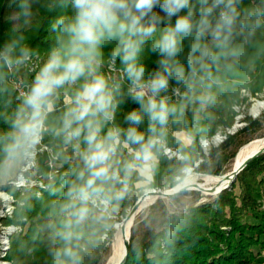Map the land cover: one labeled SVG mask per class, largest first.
I'll use <instances>...</instances> for the list:
<instances>
[{
  "label": "clouds",
  "instance_id": "obj_1",
  "mask_svg": "<svg viewBox=\"0 0 264 264\" xmlns=\"http://www.w3.org/2000/svg\"><path fill=\"white\" fill-rule=\"evenodd\" d=\"M0 9V264H177L221 123L264 126V0Z\"/></svg>",
  "mask_w": 264,
  "mask_h": 264
},
{
  "label": "trees",
  "instance_id": "obj_2",
  "mask_svg": "<svg viewBox=\"0 0 264 264\" xmlns=\"http://www.w3.org/2000/svg\"><path fill=\"white\" fill-rule=\"evenodd\" d=\"M7 11L10 10L0 9V31L7 27L3 22ZM55 15L53 13L46 19L42 14L39 30L33 34L34 46H47L48 23ZM233 123L228 127L221 123L220 127L229 128ZM261 128L259 122L252 121L239 133L229 135L222 145L220 157L212 164L208 174L224 175L238 149L254 140ZM200 206L195 229L201 237L200 243L190 250V254L182 253L177 258V264L258 263L264 252V154L249 163L230 190ZM29 264H42V256L38 254Z\"/></svg>",
  "mask_w": 264,
  "mask_h": 264
},
{
  "label": "rangeland",
  "instance_id": "obj_3",
  "mask_svg": "<svg viewBox=\"0 0 264 264\" xmlns=\"http://www.w3.org/2000/svg\"><path fill=\"white\" fill-rule=\"evenodd\" d=\"M256 102H257V101H255V100L253 101L254 104H255ZM242 119H243L242 116H236L233 125H232L231 127H229V129H232V128L235 126V127L237 128V130H236L237 132H236V133H239V132L245 127L244 124L241 123V120H242ZM226 129H228V128H224L223 130L225 131ZM261 134H264V126H262V128L256 132V137H257V136H260ZM253 141H254V142H253ZM251 142H252V143H251ZM260 142H261V141H259L258 139H254V140L250 141L249 143H247V144L243 145L242 147H240V148L238 149V151L236 152L235 156L233 157V159H232V160L230 161V163L227 165V170H226V173H225V174H228V175L230 176V172H231L232 165L236 162L239 153L241 152V150H242L246 145H248V144H249L248 146L256 145V144H258V143H260ZM250 143H251V144H250ZM248 146H247V147H248ZM225 174H224V175H225ZM208 176H218V177H220V175L206 174V175H204V177H203V182L200 183V184L205 183V181H206L207 179H210V178H211V177H208ZM222 176H223V175H222ZM229 176H228V177H229ZM228 177H227V178H228ZM231 187H232V185H231L229 188L225 189V190H230ZM225 190H224V191H225ZM224 191H222V192H224ZM222 192H220V193H216V194H213V195H208V196H207V195L204 194V192L194 190L195 195L199 197L198 203H199L200 205L203 204V203L212 202V201H213L215 198H217ZM262 255H264V252H263Z\"/></svg>",
  "mask_w": 264,
  "mask_h": 264
},
{
  "label": "bare ground",
  "instance_id": "obj_4",
  "mask_svg": "<svg viewBox=\"0 0 264 264\" xmlns=\"http://www.w3.org/2000/svg\"><path fill=\"white\" fill-rule=\"evenodd\" d=\"M256 103L264 104V102H260V101H257ZM258 140L261 141V142L256 144V145H251V146H248L249 145L248 144L241 150V152L238 155V158H237L236 162L232 165L230 176L227 178L228 180L226 182H223L222 186H225L226 184L229 183V181L231 179L230 177L233 176V173L236 170H238L245 163V161L249 158V156H251L253 153H256L257 151H259L262 148H264V139H258ZM219 181H220V177H218V178H210V179H207L205 181V183L200 184L199 186L201 188L217 187L219 185ZM204 194L208 196V195L216 194V192H210V193L204 192Z\"/></svg>",
  "mask_w": 264,
  "mask_h": 264
},
{
  "label": "water",
  "instance_id": "obj_5",
  "mask_svg": "<svg viewBox=\"0 0 264 264\" xmlns=\"http://www.w3.org/2000/svg\"><path fill=\"white\" fill-rule=\"evenodd\" d=\"M257 155L253 156V154L251 156H249V158L245 161V163L233 173V176H231L230 181L228 184H226L225 186H222L223 182H226L228 179L227 177L229 176L228 174H225L223 176H220V181H219V185L217 187H210V188H201L198 184L197 188L195 190L197 191H201V192H216V193H220L222 191H224L225 189L229 188L237 179L238 175L249 165L250 162H252L255 158L259 157L260 155L264 154V148H262L261 150L256 152ZM251 157V158H250Z\"/></svg>",
  "mask_w": 264,
  "mask_h": 264
},
{
  "label": "built area",
  "instance_id": "obj_6",
  "mask_svg": "<svg viewBox=\"0 0 264 264\" xmlns=\"http://www.w3.org/2000/svg\"><path fill=\"white\" fill-rule=\"evenodd\" d=\"M237 128L234 126L232 129H226L225 131L229 134V135H234L237 131ZM228 135V136H229Z\"/></svg>",
  "mask_w": 264,
  "mask_h": 264
},
{
  "label": "crops",
  "instance_id": "obj_7",
  "mask_svg": "<svg viewBox=\"0 0 264 264\" xmlns=\"http://www.w3.org/2000/svg\"><path fill=\"white\" fill-rule=\"evenodd\" d=\"M262 261H264V255H262V256L260 257L258 263H256V264H262Z\"/></svg>",
  "mask_w": 264,
  "mask_h": 264
}]
</instances>
